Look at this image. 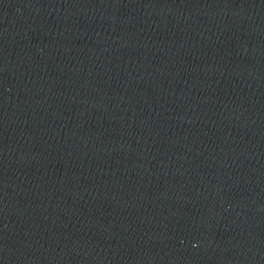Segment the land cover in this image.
<instances>
[{
    "label": "water",
    "instance_id": "water-1",
    "mask_svg": "<svg viewBox=\"0 0 264 264\" xmlns=\"http://www.w3.org/2000/svg\"><path fill=\"white\" fill-rule=\"evenodd\" d=\"M0 264H264V0H0Z\"/></svg>",
    "mask_w": 264,
    "mask_h": 264
}]
</instances>
